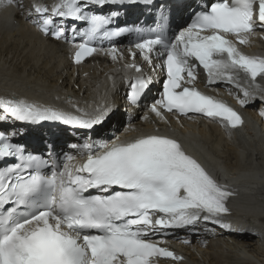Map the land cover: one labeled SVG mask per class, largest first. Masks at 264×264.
Segmentation results:
<instances>
[{
    "label": "snow or ice",
    "instance_id": "6c2138e0",
    "mask_svg": "<svg viewBox=\"0 0 264 264\" xmlns=\"http://www.w3.org/2000/svg\"><path fill=\"white\" fill-rule=\"evenodd\" d=\"M155 0H59L47 4L34 0L25 7L5 0L6 7L20 9L18 16L44 37L72 43L74 61L80 64L98 51L97 40L136 34L131 48L145 62L165 72L162 92L149 111L167 122L165 113L192 120L204 117L223 127L244 124L240 112L197 87L198 69L207 84H227L236 90L241 107L264 104V57L248 55L241 46L264 33V0H202L188 5L190 23L169 35L166 6H159L155 27H120L119 8L104 14L105 6L143 4ZM72 35L69 37L68 33ZM79 37V42H77ZM116 61L123 58L113 46L106 50ZM126 68L142 73L134 61ZM159 61L156 65L153 62ZM240 73L249 79L241 82ZM152 78L137 75L129 81L133 105L147 95ZM242 93L243 98H240ZM231 94V90L229 92ZM103 105L77 113L0 96V124L8 122H60L87 131L102 125L110 112ZM264 116V109L260 111ZM144 119H147L145 116ZM134 130V129H133ZM21 129L0 130V264H160L161 258L183 261L161 246L167 229L195 231L203 221L223 229L243 232L225 219L231 216L228 201L235 195L222 184L176 137L142 133L129 140H89L70 147L83 156L75 165L72 154L64 162L52 154H33L17 140ZM258 235V233H253ZM183 243L191 240L185 238Z\"/></svg>",
    "mask_w": 264,
    "mask_h": 264
},
{
    "label": "bare ground",
    "instance_id": "6f19581e",
    "mask_svg": "<svg viewBox=\"0 0 264 264\" xmlns=\"http://www.w3.org/2000/svg\"><path fill=\"white\" fill-rule=\"evenodd\" d=\"M201 2L168 0L157 6L164 4L173 21H181L190 20L188 5L195 7ZM130 6L119 9L122 22L141 19L142 7ZM19 12L20 9L6 7L5 0H0V96L25 98L44 106L73 110L76 114H82L76 112V107L89 113L103 105L110 106L111 110L105 122L91 131L58 126L49 138H46L51 129L48 125L15 121L4 126L12 131L21 129L22 136H35L39 143L53 138L56 150L89 140L111 141L116 136L134 137L155 130L171 134L225 183L238 186L242 195L229 204L231 216L225 219L234 228L245 229L229 231L201 221L193 235L195 242L183 244L186 257L181 264H264V116L260 115L263 104L245 108L248 122L235 130H227L208 118L189 120L170 113L165 114V122L149 111L159 82L146 70H155L160 77L158 66L153 68L139 57L134 62L142 66V73L126 68V64L133 63L126 49L123 50L125 59L119 64L107 59L109 55H97L75 65L70 59L68 44L44 37L30 22L21 19ZM186 26H181V30ZM241 47L248 55L264 57V33L258 32L249 45ZM153 63L158 65L159 61ZM137 75L150 76L153 82L136 114L130 115L135 105L126 95L129 81ZM239 75L242 83H249L248 77ZM200 83L203 85L204 80ZM257 83L264 88V80L258 78ZM218 86L226 93L223 97L240 105L231 85Z\"/></svg>",
    "mask_w": 264,
    "mask_h": 264
},
{
    "label": "rangeland",
    "instance_id": "374dc122",
    "mask_svg": "<svg viewBox=\"0 0 264 264\" xmlns=\"http://www.w3.org/2000/svg\"><path fill=\"white\" fill-rule=\"evenodd\" d=\"M120 104L123 106L124 103H120ZM66 110H69V109H66ZM123 110H125V108Z\"/></svg>",
    "mask_w": 264,
    "mask_h": 264
}]
</instances>
